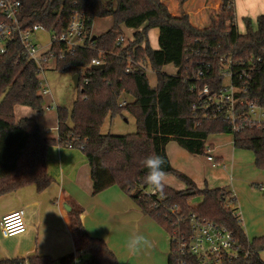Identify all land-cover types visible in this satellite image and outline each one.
<instances>
[{"label": "trees", "instance_id": "16d2710c", "mask_svg": "<svg viewBox=\"0 0 264 264\" xmlns=\"http://www.w3.org/2000/svg\"><path fill=\"white\" fill-rule=\"evenodd\" d=\"M20 1L19 17L24 27L41 23L48 30L61 34L77 12L85 25V37L84 45L60 59L59 69L74 73L79 79L78 96L72 108L57 106V137L43 136L35 118L17 120L15 117L17 104L31 106L38 114L44 113L36 63L26 57L18 43L0 56V195L29 184H36L39 191L44 190L54 181L47 170L49 146L80 148L91 167L93 194L117 184L130 193L144 213L154 217L168 231L169 264H203L196 255L177 251V239H188L192 233L193 217L213 221L233 233L237 255L231 257L224 251L220 260L212 264H264L260 255L264 250V235L253 240L248 238L234 192L227 187L199 188L187 174L172 166L166 152L167 143L175 140L192 154L209 155L211 146L206 141L210 134L232 133L229 121L220 116L206 118L192 109L194 95L189 86L195 79L193 73L199 69L206 72V81L217 87L221 85L225 58L230 59L234 82L247 86V93L264 104V61L251 64V58L264 57V14L257 17L256 27L250 18H244L246 30L240 32L234 0H222L219 9L210 14V23L203 28L193 25L188 14H172L163 0ZM154 9L159 11L160 20L181 27L183 31L175 115L157 114L147 85L139 83L137 63L141 58L136 56L132 43L120 40L124 37L123 23ZM106 16L113 17V26L93 39L94 18ZM64 46V41H56L53 51L57 54ZM95 58L101 60L100 65L92 63ZM163 87V98H160L163 100L159 104L165 111L170 90L178 88L175 82ZM126 95L133 100L123 101ZM124 111L135 116L137 131L103 133L101 128L106 118ZM233 135L234 146L252 150L257 167L264 170V131L246 126ZM152 153L164 158L163 170L184 181L186 188L176 189L166 184L162 192H155L145 183L148 169L142 161ZM212 159L220 162L219 157L212 156ZM198 196L202 201L195 205L192 200ZM69 205L75 248L77 252L91 254L84 264H119L107 242L87 232L81 218L83 208L72 202ZM74 258L75 253L71 252L60 261L70 264ZM25 263L54 264V259L38 254L0 259V264Z\"/></svg>", "mask_w": 264, "mask_h": 264}, {"label": "crops", "instance_id": "0c3cea01", "mask_svg": "<svg viewBox=\"0 0 264 264\" xmlns=\"http://www.w3.org/2000/svg\"><path fill=\"white\" fill-rule=\"evenodd\" d=\"M163 2L175 16L188 14L193 25L203 28L210 23V14L219 9L222 0H163ZM234 2L240 32L246 30L244 18L248 17L256 23L257 17L264 14V0ZM100 18H94L92 34L100 35L114 24L113 17L111 19L108 17L110 20L108 26H97L95 21ZM159 18V11L154 9L126 21L121 27L125 40L133 44L136 56L141 58L137 63L139 83L147 85L157 107V114L175 115L178 111L177 72L181 61L183 31L181 27L171 26ZM241 25L244 30L241 29ZM74 79L76 84L78 75L74 74ZM171 82H175L178 90H170V97L166 100L167 104L163 111L159 104V101L163 100H160L163 98L161 94L164 90L163 85L167 86ZM42 93L45 107L43 114H38L31 106L17 104L14 108L15 117L17 120L23 117L35 118L43 136L57 137L58 115L55 108L60 105L54 99L51 90L48 92L42 90ZM45 95L49 97L47 100ZM131 100L133 98L129 95L123 99ZM212 134L206 141L207 145L211 146L209 155L199 157L191 154L177 141H169L166 152L172 166L187 174L199 188L232 187L235 193L240 192L239 185L248 188L249 184L246 181L233 179L236 165L233 161L238 155L243 154L236 150L234 138L222 136L211 138ZM212 156L219 157L220 162H214ZM225 161L231 162L229 173ZM46 162L48 173L54 181L44 190L39 191L36 184H29L0 195V259L27 258L38 254L50 255L54 259V264H62L60 258L74 252L75 258L70 264H84L91 254L77 252L75 248L69 210L65 206L72 202L83 208L81 218L87 232L103 238L114 251L120 264H126L125 252L133 254L140 252L143 242L135 250L129 248V243L133 234L143 236L144 233H151L156 241H163L160 244L159 256L154 252L151 263L160 264L166 259L169 264L165 246L167 233L164 227L154 217L144 213L130 193L117 184L93 194L91 167L80 148L51 145L47 150ZM167 184L176 189L186 188V183L173 174H167ZM259 184H261L259 188L264 191V183ZM237 195L238 201L239 194ZM244 207L242 204L238 213L243 223L246 222L247 230H251L252 223L248 215H244L246 214ZM18 209L25 211L28 227L23 233L5 236L1 229V220L5 214Z\"/></svg>", "mask_w": 264, "mask_h": 264}, {"label": "built area", "instance_id": "2783aa9c", "mask_svg": "<svg viewBox=\"0 0 264 264\" xmlns=\"http://www.w3.org/2000/svg\"><path fill=\"white\" fill-rule=\"evenodd\" d=\"M20 13V0H0V56L7 54L12 44L18 43L26 57L36 63L40 74L49 69V64L52 61L56 69H59L60 59L72 53L78 46L84 45L85 25L79 13L75 12L72 15L67 30L61 34L48 30L41 23L24 27L20 21ZM40 30L50 34L51 42L46 50H42L36 41V34ZM124 39V37H120V40ZM56 41L65 42V46L57 54L53 51V44ZM256 61L262 62L264 57L251 58V64ZM92 63L100 65L101 60L95 58ZM230 64L231 60L225 58L221 71V85L217 87L206 81V72L203 69L193 73L192 76L195 79L189 86L190 92L194 95L192 109L195 112H200L206 118L216 116L224 118L230 122L232 133L246 126L264 131V104L247 93V86L234 82ZM226 76H229L228 83L224 82ZM43 90L48 92L50 89L43 88ZM27 227L28 223L23 209L9 212L1 220V229L5 236L23 233ZM191 232L188 239H177V251L196 255L203 264L218 262L224 251H227L231 257L237 255L238 249L233 233L227 228L213 221L193 217Z\"/></svg>", "mask_w": 264, "mask_h": 264}, {"label": "rangeland", "instance_id": "374dc122", "mask_svg": "<svg viewBox=\"0 0 264 264\" xmlns=\"http://www.w3.org/2000/svg\"><path fill=\"white\" fill-rule=\"evenodd\" d=\"M103 1L106 2L108 0ZM108 17L110 19L112 18L111 16L101 17L100 20L95 21L96 25H99L100 27L108 26V23L110 21ZM253 24L254 27H256V23L253 22ZM241 29L244 30L242 25ZM36 41L42 50L48 49L51 42L49 32L43 30L38 31L36 34ZM39 77L42 84V90L43 88H49L54 95V99L57 103H59L60 106H65L69 109L72 108L73 101L78 96V88L75 84L74 73L56 69L54 62L52 61L49 64V69H46L44 72L40 73ZM224 82H229V76H226L224 78ZM45 97L46 100L49 98L47 95H45ZM55 109L57 110V108ZM101 129L103 133H133L137 131V121L132 113L124 111L123 114H118L114 117L108 116L104 121ZM217 136H222L231 139L234 138V135L231 132L215 133L212 134L210 137L214 138ZM236 150L238 152H243V154L238 155L237 158L233 161V163L236 164L235 170H233V179L235 181L241 180V182L246 181L249 185L248 188L243 186L241 187L239 185L240 192H234V194L236 195V197L238 196L237 193L239 194L237 206L239 205L241 207L242 204H244L245 206L244 209L246 211V214L244 215H248L252 223V225L250 226L251 230H247L246 222L243 223L242 221V223L248 238L250 240H253L257 236L264 235V191H262L258 186L255 185L256 183H264V177H262V175L264 174V170L257 167L255 163V154L252 150L243 148H237ZM204 155L205 154H203V156ZM194 156L199 157L200 155L196 154ZM225 163L228 166V173L231 172V162L225 161ZM236 172H238L239 174H237ZM227 185L229 186L232 184ZM230 188L232 190V187ZM201 201L202 198L198 196L192 200V203L198 205ZM240 207H238V211ZM165 231L167 233V241L165 240V246L167 251L166 254L168 257L171 248V243L170 235L166 229ZM249 231L251 235L249 234ZM143 237L145 238L147 243L143 242V248L140 250V252L136 254H133V252H125L124 259L126 261V264H153L151 263L152 259L154 258L152 254L155 252L156 256H159L160 244L163 241H156L151 233H144ZM154 247L156 250H154ZM260 255L264 260V250L260 251ZM160 264H168V260L166 262L165 259V261L161 262Z\"/></svg>", "mask_w": 264, "mask_h": 264}, {"label": "clouds", "instance_id": "9594fccd", "mask_svg": "<svg viewBox=\"0 0 264 264\" xmlns=\"http://www.w3.org/2000/svg\"><path fill=\"white\" fill-rule=\"evenodd\" d=\"M142 163L148 169L145 183L150 185L153 191L162 192L167 184V173L163 170L165 164L164 158L152 153L146 156ZM141 242L147 243L142 235L133 234L129 248L135 250Z\"/></svg>", "mask_w": 264, "mask_h": 264}, {"label": "water", "instance_id": "95a60500", "mask_svg": "<svg viewBox=\"0 0 264 264\" xmlns=\"http://www.w3.org/2000/svg\"><path fill=\"white\" fill-rule=\"evenodd\" d=\"M96 36H97V35L94 34L93 39H95ZM101 66H102V65H101ZM76 84H77V86H78V81H76ZM65 206H66V208H67L68 210H70V206H69V205L66 204Z\"/></svg>", "mask_w": 264, "mask_h": 264}]
</instances>
